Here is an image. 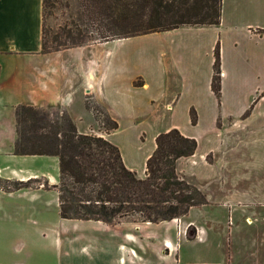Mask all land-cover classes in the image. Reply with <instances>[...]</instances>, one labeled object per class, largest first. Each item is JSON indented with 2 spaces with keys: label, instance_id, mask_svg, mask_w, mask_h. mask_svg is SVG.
<instances>
[{
  "label": "crops",
  "instance_id": "obj_1",
  "mask_svg": "<svg viewBox=\"0 0 264 264\" xmlns=\"http://www.w3.org/2000/svg\"><path fill=\"white\" fill-rule=\"evenodd\" d=\"M43 21L42 0H0V181L19 184L0 187V264H264V251L244 249V239L233 234L229 220L223 236L202 235L195 226L198 238L188 239L190 224L182 227L181 218L159 223L122 219L112 225L64 219L58 158L15 152L21 107L60 108L79 134H87L79 123L86 121L88 131L95 124L90 108L100 107L118 129L99 135L118 148L125 167L139 178H145L158 134L177 129L198 148L192 132L203 127L210 146L176 162L177 174L205 197L206 204L192 209L208 205L210 191L241 204L237 181L244 165L238 151L244 137L239 128H248L246 120L241 122L247 114L255 118L259 109L264 112V0H222L218 25L164 32L176 35L170 44L176 64L170 69L165 62L164 69L162 61L154 78L111 72L103 53L108 42L43 53ZM216 46L219 98L211 89ZM138 104L153 106L168 123L149 135L123 131L121 112L136 110ZM179 107L188 115L189 131L174 123ZM191 110L197 116L194 126ZM242 113L241 120L230 117ZM257 118L264 130L263 115ZM206 156H213L210 163ZM188 164L198 168V179L185 174Z\"/></svg>",
  "mask_w": 264,
  "mask_h": 264
},
{
  "label": "trees",
  "instance_id": "obj_2",
  "mask_svg": "<svg viewBox=\"0 0 264 264\" xmlns=\"http://www.w3.org/2000/svg\"><path fill=\"white\" fill-rule=\"evenodd\" d=\"M54 0H42L43 17ZM78 24L66 25L58 40L65 46L84 42L107 43L119 39L166 32L183 26H216L222 0H71ZM71 25V28H67ZM57 40V41H58ZM42 52L44 39L42 37ZM137 85V83H134ZM211 89L221 91L220 55L214 49ZM21 107L19 111H32ZM108 116V115H107ZM191 125L197 116L190 111ZM109 117V116H108ZM109 119H111L109 117ZM107 133L118 129L116 121ZM39 144L17 149L19 155L56 156L59 161V209L64 219L99 220L112 225L122 219L159 223L185 217L192 207L206 204L194 185L176 172L180 158L194 155L197 143L177 129L160 133L145 165V178L128 170L116 146L102 136L79 134L72 120L49 132ZM19 188V184H14Z\"/></svg>",
  "mask_w": 264,
  "mask_h": 264
},
{
  "label": "rangeland",
  "instance_id": "obj_3",
  "mask_svg": "<svg viewBox=\"0 0 264 264\" xmlns=\"http://www.w3.org/2000/svg\"><path fill=\"white\" fill-rule=\"evenodd\" d=\"M74 2L71 0H54L52 5L44 13L43 21V39L44 52L51 53L62 51L69 48L65 46L62 40H58L67 24L77 22V14ZM67 28H71V25ZM176 35L170 33H151L143 36H136L127 39L114 40L108 42L103 53L107 52V59L110 61L111 72L120 75L132 76L134 74L148 75L154 78L160 73V63L165 62L168 68L173 69L176 64V54L171 51L170 44L175 40ZM58 40V41H57ZM100 43L84 42L82 48L97 46ZM100 48V47H98ZM159 65V66H158ZM139 108L130 112L122 113L121 128L123 131H141L147 135L156 128L164 127L168 121L149 104H138ZM180 108V109H179ZM175 115V121L184 131H189L188 115L179 107ZM91 111L94 115L95 124L89 128L87 122L79 123L80 127H85L87 134L100 136L107 133V129L112 127L113 122L107 114L98 106H92ZM260 112V113H258ZM256 112L255 118L243 117V113L230 114L231 118L247 121L248 128L242 129L241 136L244 140L239 145L238 154L242 158L244 165L241 171V177L237 181V187L241 189L242 203H237L233 199H226L224 192L222 194L210 191L207 197L208 205L190 209L188 217H182V227L187 226V238L196 237L197 228H200L201 234H215L223 236L226 232V224L229 220L233 234L242 236V247L244 249H262L264 251V130L258 124V117L264 118L263 109ZM70 117L60 108L49 109L46 112L32 109V111H19L18 114V133L17 149L35 150L26 147L30 144H39L43 142L44 137H50L49 132H55L57 127H62L67 123ZM248 118V119H247ZM261 118V120L263 119ZM118 124V123H117ZM205 126V123H203ZM188 129V130H187ZM198 137V152L205 151L210 146V141L205 136L204 128L192 132ZM45 141V140H44ZM238 147V146H237ZM213 156H206V161L210 163ZM187 169V170H186ZM185 174L199 178L198 168L188 164L185 168ZM0 187H14L12 183L0 181ZM248 217L249 222L245 218ZM127 220H133L127 219ZM194 225H192V222ZM178 226L181 220H177ZM196 226V227H195ZM185 250V247L183 248ZM197 252V247H192Z\"/></svg>",
  "mask_w": 264,
  "mask_h": 264
},
{
  "label": "built area",
  "instance_id": "obj_4",
  "mask_svg": "<svg viewBox=\"0 0 264 264\" xmlns=\"http://www.w3.org/2000/svg\"><path fill=\"white\" fill-rule=\"evenodd\" d=\"M196 237L198 238V236L196 235ZM200 239V238H199Z\"/></svg>",
  "mask_w": 264,
  "mask_h": 264
}]
</instances>
